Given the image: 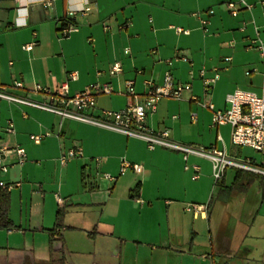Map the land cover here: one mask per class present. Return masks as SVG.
<instances>
[{
    "label": "crops",
    "instance_id": "crops-1",
    "mask_svg": "<svg viewBox=\"0 0 264 264\" xmlns=\"http://www.w3.org/2000/svg\"><path fill=\"white\" fill-rule=\"evenodd\" d=\"M235 1L0 0V88L49 104L50 97L34 86L51 91L75 72L69 97L107 84L112 92L96 97L95 113L118 111L128 102L125 81L141 96L144 81L160 85L169 71L191 90L181 101L160 100L146 125L167 129L177 143L213 147L254 163L243 154L249 148L231 143L229 125L210 127L212 113L203 106L209 101L224 110L235 90L260 93L264 66L248 45L255 28L264 40V0H245L251 10L238 7L233 17L227 4ZM69 12L78 30L59 39ZM30 43L31 51L22 50ZM114 63L120 71L110 75ZM201 69L206 78L218 76L206 96ZM8 123L12 134L5 132ZM32 135L42 138L35 143ZM74 144L82 157L61 165L59 157ZM3 145H18L26 160L19 165L15 155H0L7 167L0 170V183L14 185L0 188V199L7 200L0 264H264L262 177L226 169L214 186L205 158L184 159L161 147L150 151L140 139L0 99ZM121 159L139 165L140 172L127 169L119 176ZM186 204L207 209L193 214Z\"/></svg>",
    "mask_w": 264,
    "mask_h": 264
},
{
    "label": "built area",
    "instance_id": "built-area-1",
    "mask_svg": "<svg viewBox=\"0 0 264 264\" xmlns=\"http://www.w3.org/2000/svg\"><path fill=\"white\" fill-rule=\"evenodd\" d=\"M14 1L17 2L18 0ZM47 5L50 4L48 3ZM238 7L246 10H251L252 8L245 0H236L235 2H229L227 4L229 14L233 17L237 15ZM73 15V12L68 13L67 20L63 23L62 28L59 29V39L66 38L71 33L78 30L77 26L71 21ZM205 24L206 21H201L202 26ZM108 29V26H103L105 32L108 31ZM177 31L180 32V29H177ZM34 45L35 43L24 45L22 46V50L29 52ZM248 48L257 51L261 64L264 66V40L258 37L256 28L255 38L250 40ZM125 52L128 53V49H125ZM153 52L154 51H152V53ZM175 59L187 61L184 57L176 56ZM224 60L230 61V58H225ZM119 71V64L114 63L109 70V74L115 75ZM260 75L261 87L259 94L235 90L226 96L227 108L224 110L214 109L209 101L205 102L203 106L212 113L210 127L229 125L231 129V143L233 145L249 148L264 157V70H262ZM76 77L77 74L75 72L69 73L66 81L60 83L51 91L39 85H35L33 91L42 92L46 96L48 95L52 102L49 104L37 103L12 95L2 88H0V99L37 108L56 114L61 118L91 124L98 128L115 131L128 137L140 139L146 143L150 151L156 147H161L181 153L184 159L189 155L205 158L211 162L214 186L222 179L226 169H235L264 177V165H256L249 159L237 160L230 158L226 156L224 152L217 151L213 147L203 148L195 145L177 143L170 139L167 129L153 130L146 125V118L155 112L160 100L171 99L181 101L184 93L191 90V85L189 83L175 82L169 71L164 73L160 85H154L151 81H144V93L141 96H138L134 92L132 81H125V95L128 99L125 108L118 111L98 110L96 113V97L101 94H110L112 92L111 88L107 84L96 83L69 97L68 82L76 80ZM199 77L202 81L204 95L206 96L218 76L214 75L211 78H206L205 71L201 69L199 71ZM13 86L15 88L21 87L19 83H14ZM57 103L59 105H57ZM5 132L8 134L14 132L11 124L8 123ZM49 135V133L45 134V136ZM41 138V135L30 136V139L35 143H38ZM7 154L15 155L17 157V164L19 165L23 164L26 160L24 149L18 145H3L0 148V155L4 157ZM81 157V147L78 144H74L70 149L62 153L58 160L61 165H64L72 159H79ZM98 161V158L95 159L96 163H98ZM6 169L7 167L2 164V158L0 157V170L5 171ZM127 169H131L135 173L140 172L139 165L131 164L121 159L118 175H123ZM193 171L194 175L192 176V180H195L198 177V167L193 166ZM96 177L111 183L116 180L115 176L107 173H98ZM13 186L14 185L0 183V188L4 190H10ZM55 199L59 205L64 202V199L57 195H55ZM138 201L141 202L140 200ZM206 209L207 206L196 204H186L184 208L186 212H192L193 214H204ZM54 234H60V229H55Z\"/></svg>",
    "mask_w": 264,
    "mask_h": 264
},
{
    "label": "trees",
    "instance_id": "trees-1",
    "mask_svg": "<svg viewBox=\"0 0 264 264\" xmlns=\"http://www.w3.org/2000/svg\"><path fill=\"white\" fill-rule=\"evenodd\" d=\"M243 171H237V173H241ZM243 173H246V174H249V175H254V174H251V173H247V172H243ZM255 176H258V175H255ZM261 177V176H259ZM264 178V177H262ZM218 184V183H217ZM6 210H7V200H6V197L5 196H2L1 199H0V219L2 222H5V214H6ZM59 264H61V259L58 260Z\"/></svg>",
    "mask_w": 264,
    "mask_h": 264
},
{
    "label": "rangeland",
    "instance_id": "rangeland-1",
    "mask_svg": "<svg viewBox=\"0 0 264 264\" xmlns=\"http://www.w3.org/2000/svg\"><path fill=\"white\" fill-rule=\"evenodd\" d=\"M243 154L246 157H251L252 161L254 162V164L256 165H261L264 164V157H262L260 154L255 153L249 149H243ZM212 181L214 182L213 176H212Z\"/></svg>",
    "mask_w": 264,
    "mask_h": 264
}]
</instances>
